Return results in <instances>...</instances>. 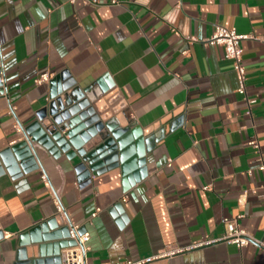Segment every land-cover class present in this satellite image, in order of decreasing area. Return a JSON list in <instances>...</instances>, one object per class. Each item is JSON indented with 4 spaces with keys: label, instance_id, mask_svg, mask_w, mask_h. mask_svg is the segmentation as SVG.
I'll use <instances>...</instances> for the list:
<instances>
[{
    "label": "crops",
    "instance_id": "obj_1",
    "mask_svg": "<svg viewBox=\"0 0 264 264\" xmlns=\"http://www.w3.org/2000/svg\"><path fill=\"white\" fill-rule=\"evenodd\" d=\"M219 25L255 36L241 41L244 94L224 48L203 43ZM262 37L264 0H0V152L84 99L88 120L135 125L149 148L146 176L127 190L120 165L95 171L80 154L87 128L70 156L34 144L32 167H4L0 264L44 223L88 232L86 264H264L255 242L223 241L225 219L264 239ZM171 249L184 251L158 257Z\"/></svg>",
    "mask_w": 264,
    "mask_h": 264
},
{
    "label": "water",
    "instance_id": "obj_2",
    "mask_svg": "<svg viewBox=\"0 0 264 264\" xmlns=\"http://www.w3.org/2000/svg\"><path fill=\"white\" fill-rule=\"evenodd\" d=\"M2 85L0 77V93ZM85 106L88 107L85 99L72 106L68 114L57 122V127L39 122L27 127L26 140L0 152V176L4 175V167L12 170L18 162L25 170L32 167L34 144L49 149L57 157L61 152L72 155L69 151L72 145L78 146L77 134L87 128L83 136L86 140L92 141L90 148L80 154L90 162L92 170L100 171L120 165L124 190L142 180L146 176L145 154L149 148L145 147L141 129L135 125L122 128L114 122H108L105 131L102 125L98 124L97 117L93 116L88 120L94 110L91 107L84 110ZM65 121H68L67 125L71 130L63 135L65 126L61 125ZM84 232V230L79 231L80 234ZM52 241L58 242L47 244ZM39 243L42 244L37 246L36 244ZM32 244L34 246H31ZM72 245L74 242L69 239V228L52 232L48 223H44L20 235V249L15 264H62L61 250Z\"/></svg>",
    "mask_w": 264,
    "mask_h": 264
},
{
    "label": "built area",
    "instance_id": "obj_3",
    "mask_svg": "<svg viewBox=\"0 0 264 264\" xmlns=\"http://www.w3.org/2000/svg\"><path fill=\"white\" fill-rule=\"evenodd\" d=\"M73 1V0H72ZM252 34H239L235 29H229L223 26H216L215 30L211 37L205 39L203 43L205 45H218L222 46L225 50V57L232 60L234 63V69L238 74L240 88L239 92L244 94L246 92V71L243 65V49L241 47V41L249 38H254ZM264 41V37L261 38ZM51 79V75L46 73L41 75L37 80V84H43L49 82ZM3 82V80H1ZM251 145H255V142H251ZM260 170L264 171V164L260 167ZM43 180H46V176H42ZM54 203L57 207V212L60 215H63L65 210L61 202V193L56 191L53 196ZM99 210H97L93 217L97 215ZM227 233L223 238V241L236 245L238 248H243L250 243L255 242L259 245L260 248L264 249V239L263 240H255L249 232L240 228L237 225L236 220L225 219L224 220ZM79 226H72L69 229V239L74 242V245L65 249L62 254V264H86V243L90 239V234L88 232H84L80 234ZM211 241H205L193 246V248H197L203 245H210ZM184 250L182 249H171L158 257L172 256L178 253H182ZM149 260H141V261H124L115 264H144Z\"/></svg>",
    "mask_w": 264,
    "mask_h": 264
}]
</instances>
